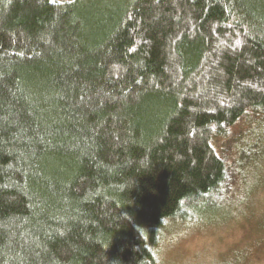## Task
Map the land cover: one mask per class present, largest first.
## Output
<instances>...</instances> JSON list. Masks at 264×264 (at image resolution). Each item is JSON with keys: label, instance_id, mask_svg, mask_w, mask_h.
I'll return each instance as SVG.
<instances>
[{"label": "trees", "instance_id": "obj_1", "mask_svg": "<svg viewBox=\"0 0 264 264\" xmlns=\"http://www.w3.org/2000/svg\"><path fill=\"white\" fill-rule=\"evenodd\" d=\"M263 124L264 0H0V264H159Z\"/></svg>", "mask_w": 264, "mask_h": 264}, {"label": "rangeland", "instance_id": "obj_2", "mask_svg": "<svg viewBox=\"0 0 264 264\" xmlns=\"http://www.w3.org/2000/svg\"><path fill=\"white\" fill-rule=\"evenodd\" d=\"M258 120H242L230 137L216 142L219 151L236 158L238 140L248 133L249 123L254 128ZM262 126L258 133L264 147ZM248 139L254 143L261 138L250 135ZM249 183L252 190L247 194ZM225 214L206 223L171 225L161 245L159 264H264V155L256 165L243 170Z\"/></svg>", "mask_w": 264, "mask_h": 264}]
</instances>
